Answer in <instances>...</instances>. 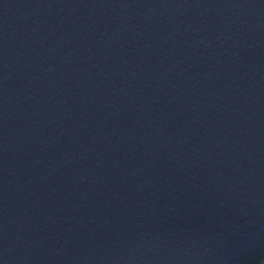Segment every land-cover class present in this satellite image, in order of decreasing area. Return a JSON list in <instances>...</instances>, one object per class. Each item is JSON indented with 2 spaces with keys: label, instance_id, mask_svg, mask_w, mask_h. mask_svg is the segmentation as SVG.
<instances>
[{
  "label": "water",
  "instance_id": "water-1",
  "mask_svg": "<svg viewBox=\"0 0 264 264\" xmlns=\"http://www.w3.org/2000/svg\"><path fill=\"white\" fill-rule=\"evenodd\" d=\"M0 264H264V0H0Z\"/></svg>",
  "mask_w": 264,
  "mask_h": 264
}]
</instances>
